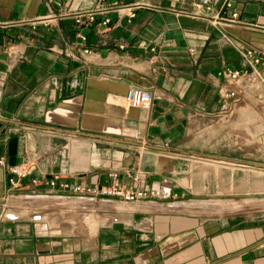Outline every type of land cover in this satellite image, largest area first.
<instances>
[{"label":"crops","instance_id":"obj_1","mask_svg":"<svg viewBox=\"0 0 264 264\" xmlns=\"http://www.w3.org/2000/svg\"><path fill=\"white\" fill-rule=\"evenodd\" d=\"M94 2L0 0V264H264V212L208 216L192 204L224 169L253 184L261 164L239 141V105L251 99L223 108L219 94L239 89L222 71L247 68L246 48L264 87V0L199 12L119 0L75 22ZM130 85L151 91L148 108L126 102ZM224 109L236 131L223 130ZM19 163L27 178L8 187L6 166ZM112 172L151 191L91 201L47 183L98 186Z\"/></svg>","mask_w":264,"mask_h":264},{"label":"built area","instance_id":"obj_2","mask_svg":"<svg viewBox=\"0 0 264 264\" xmlns=\"http://www.w3.org/2000/svg\"><path fill=\"white\" fill-rule=\"evenodd\" d=\"M119 0H95L93 6L77 11L74 16V21L77 23H91L95 20V13L99 10H103V6L119 5ZM169 2L175 3L183 0H168ZM191 4L195 11L199 12L204 8H207L209 4L216 0H185ZM232 0H221V7L228 8L231 5ZM121 7V6H119ZM237 13L233 10L230 12L229 16L231 18L236 17ZM108 20L104 17L101 22L104 23ZM84 38L83 35H80ZM91 49L88 46L81 48V52L90 53ZM242 58L244 65L247 68H224L222 71V76L228 83H236L239 89L236 91L234 89L222 90L219 94L220 99L223 101V108H227V102L229 100H238L240 97L244 96V87L251 88L253 91L260 90L261 94L264 95V87L261 88L258 77L260 68V56L252 48H246L242 52ZM251 91V90H250ZM258 97L264 100V97ZM124 98L130 106H136L141 108H148L151 102L152 94L148 88L138 87V86H127L124 90ZM134 136L139 135L138 130H134ZM3 164L2 158H0V165ZM28 171L24 164H10L6 166V183L8 187L16 186L20 180L27 178ZM111 181L108 184L102 185H83L75 182H70L64 179H60L57 176H53L48 180V185L50 187H55L57 190L62 192H73L78 194V198H88L91 201H95L99 195L103 196H115L123 202H134L146 195L151 189L136 187L127 188L119 184L117 181V173H110ZM29 181L35 183L36 178L30 177Z\"/></svg>","mask_w":264,"mask_h":264},{"label":"rangeland","instance_id":"obj_3","mask_svg":"<svg viewBox=\"0 0 264 264\" xmlns=\"http://www.w3.org/2000/svg\"><path fill=\"white\" fill-rule=\"evenodd\" d=\"M258 94H261L260 90L253 91L251 88L244 87V97L250 98L251 101L243 102L239 105L241 109L238 110V113L242 120L238 121L239 124L237 127L240 134L239 141L254 147L253 154L256 157L255 163L264 165V100H261ZM261 97H264V95L261 94ZM225 113L229 114L230 111L224 109L220 115L222 116ZM222 118L225 127L223 129L224 131H236L235 128H231L233 125H231L230 122H226L230 117L223 115ZM228 166L235 165L228 164ZM251 169L254 170V175L250 173L249 175H253V177L251 176V178L248 179L252 181L253 184L246 183L247 175L236 173L232 175L230 169H224L222 175L223 184L209 186V188L213 189V192H208V196L205 198L193 201L198 202V207L201 208V210H205L208 216H225L238 213L259 216L264 212V166L252 167ZM239 172L242 173L241 171ZM217 202L218 204L230 205H226L228 207L222 208V205H220V207L217 205ZM234 203L237 204L235 205Z\"/></svg>","mask_w":264,"mask_h":264},{"label":"bare ground","instance_id":"obj_4","mask_svg":"<svg viewBox=\"0 0 264 264\" xmlns=\"http://www.w3.org/2000/svg\"><path fill=\"white\" fill-rule=\"evenodd\" d=\"M208 203H209V202H208ZM220 203H221V202H220ZM225 203H226V202H225ZM230 203H231V202H230ZM192 204H196V205H197V204H199V203H195V202H193ZM205 204H207V203H205ZM234 204L236 205L237 203H234ZM234 204H232V205H234ZM196 205H195V206H196ZM200 205H201V203H200ZM217 205H219V206L222 205V208H224V207H228V206H226V205H230V204H226V205H225V204H218V202H217ZM202 206H203V205H202ZM220 207H221V206H220ZM216 208H217V207H216Z\"/></svg>","mask_w":264,"mask_h":264},{"label":"water","instance_id":"obj_5","mask_svg":"<svg viewBox=\"0 0 264 264\" xmlns=\"http://www.w3.org/2000/svg\"><path fill=\"white\" fill-rule=\"evenodd\" d=\"M0 119H1V117H0ZM255 165H257V166H258V165H259V166H264V165H261V164H255Z\"/></svg>","mask_w":264,"mask_h":264}]
</instances>
